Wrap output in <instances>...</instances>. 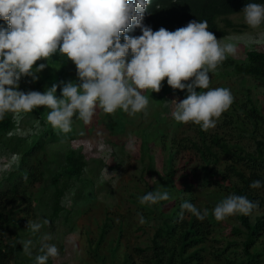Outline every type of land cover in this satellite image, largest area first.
<instances>
[{
    "label": "rangeland",
    "instance_id": "obj_1",
    "mask_svg": "<svg viewBox=\"0 0 264 264\" xmlns=\"http://www.w3.org/2000/svg\"><path fill=\"white\" fill-rule=\"evenodd\" d=\"M230 19L236 30L221 38L220 43L233 44L235 54L228 55L209 75L211 88H228L234 99L214 128L204 131L192 122L185 124L173 118L174 101L185 99L187 91L172 89L166 78L160 92L143 90L149 99L145 111L129 114L118 109L107 114L97 107L90 122L74 116L71 131L58 137L46 133L58 130L47 122L50 110L46 107H38V114L12 113L14 128L0 136V182L19 165L25 148L44 134L46 141L40 154L46 162L47 174L32 189L38 200L28 212L17 209L15 217L19 224L12 227V235L5 236L10 240L18 238L21 246V241L32 240L31 256L23 255L25 264H35L36 256L43 254L39 249L44 234L52 237L47 243L59 250V255L50 257L47 264H120L134 247L149 246L166 216L179 213L181 203L186 200L211 216L204 264H239L245 258L247 228L241 220L243 214L217 221L213 209L227 196L236 195L231 187L241 184V180L233 167L247 174L250 169L243 160L226 154L214 139L264 156V123L253 129L246 108L251 102L264 112V82L237 74L225 63L230 59L244 61L250 50L264 51V23L258 28L249 27L243 12L231 15ZM40 63L47 67L37 73V81L21 78L25 92H44L59 78L60 82L77 81L76 66L59 51L47 60H38L33 68ZM56 96H61V89ZM72 150L85 156L83 172L55 185L53 177L65 169L66 156ZM172 169L175 174L171 177ZM59 188L64 190L62 210L55 215L53 192ZM157 190L167 191L170 199L154 205L140 203L139 197ZM189 213L185 210V218ZM139 215L143 216V223ZM247 216L252 223L258 218L264 222V204ZM44 219L49 224L35 234L27 227L28 221L42 223ZM106 221L112 227L99 244ZM251 251L259 253L264 264V229Z\"/></svg>",
    "mask_w": 264,
    "mask_h": 264
},
{
    "label": "clouds",
    "instance_id": "obj_2",
    "mask_svg": "<svg viewBox=\"0 0 264 264\" xmlns=\"http://www.w3.org/2000/svg\"><path fill=\"white\" fill-rule=\"evenodd\" d=\"M151 0H0V119L8 113L31 112L44 106L50 111L47 122L62 133L71 131L72 118L88 123L97 107L112 114L118 109L137 114L146 110L149 99L143 90L160 92L162 81L174 90L187 91L186 98L176 101L173 118L177 122H192L207 131L216 126L217 119L233 103L228 88L210 87L214 71L228 55L235 54L231 43L221 45L208 30L207 21H189L184 27L156 31L143 24ZM245 23L258 28L264 23V4L248 3L242 10ZM139 28L141 35L130 36L129 30ZM121 34L123 43H121ZM66 56L76 66L77 81H62L44 92L19 90L22 77L39 79L37 73L47 65L53 54ZM129 56L131 58L129 59ZM190 81V82H189ZM187 82V83H186ZM61 96L57 97V87ZM196 89H200L198 92ZM155 180V178H152ZM260 180L250 187L258 189ZM167 191H150L139 197L142 205H154L169 200ZM259 202L246 196L231 194L213 209L217 221L243 214L249 215ZM178 213L185 210L203 221L207 210L201 212L189 201H183ZM144 222L142 215L138 216ZM28 221L35 234L44 225ZM52 237L40 238L42 255L35 264H47L59 250L49 244ZM22 250L31 256L32 240L21 241Z\"/></svg>",
    "mask_w": 264,
    "mask_h": 264
},
{
    "label": "trees",
    "instance_id": "obj_3",
    "mask_svg": "<svg viewBox=\"0 0 264 264\" xmlns=\"http://www.w3.org/2000/svg\"><path fill=\"white\" fill-rule=\"evenodd\" d=\"M248 3H261L264 0H151V3L144 15L143 24L150 26L153 31L161 27L169 31H175L184 27L189 21H207L208 30L215 34L217 39H221L236 30V24L230 16L242 13L243 8ZM0 26L7 28V22L0 20ZM130 36H139V28L129 30ZM121 34V43H123ZM131 56H129V59ZM228 68H232L237 74L248 75L252 78L264 82V51L250 50L246 54V59L242 62L233 60L225 61ZM60 79L55 81L60 85ZM60 87H57V91ZM19 90H22L19 81ZM24 91V90H22ZM247 105L248 117L253 129L264 123V112L256 108L251 102ZM27 113H40V109L35 108ZM15 126L12 113L0 119V136L10 132ZM52 137H58L63 133L59 130H48ZM45 135V134H44ZM24 149L19 165L0 182V264H25L24 252L18 242L5 239L6 234L12 235V227L19 224L15 217L17 209L29 211L34 207L38 198L34 196L33 190L38 184L43 182L47 174L46 162L40 152L45 150L46 141L43 137ZM220 138L214 139L226 154H232L236 158L243 160L250 169L249 174L233 167L236 175L241 180V184L232 186L235 194L246 196L251 201L259 202V206L264 204V156L245 152L241 146H230L227 143H220ZM7 146L9 144L6 143ZM208 148V147H207ZM210 148V147H209ZM85 156L76 150L70 151L66 156V167L53 177V183H60L61 179H73L82 174L86 164ZM175 169L169 172V176H174ZM260 180L262 186L258 189L250 187L252 181ZM175 185V184H174ZM263 192V193H261ZM64 190L59 188L53 192L54 214L59 215L62 210L61 198ZM19 211V210H18ZM180 212V211H179ZM243 224L246 226L247 238L244 242L245 258L239 264H262L259 253L251 251L259 236L263 233L264 222L258 218L252 223L247 215L241 216ZM112 227L110 221H106L103 228L99 244L104 240L108 228ZM212 220L207 214L203 221L197 219L192 213L188 218L180 220L178 213L169 214L164 219L163 225L159 227L147 247L136 246L127 253L120 264H204L206 261L205 243L211 234ZM238 231V230H237ZM94 255H97L95 250ZM50 263V261H47Z\"/></svg>",
    "mask_w": 264,
    "mask_h": 264
}]
</instances>
